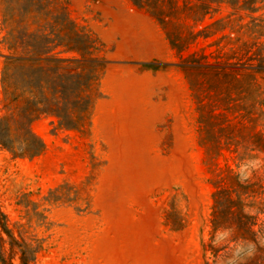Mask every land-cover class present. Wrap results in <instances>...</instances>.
Instances as JSON below:
<instances>
[{"label":"rangeland","instance_id":"374dc122","mask_svg":"<svg viewBox=\"0 0 264 264\" xmlns=\"http://www.w3.org/2000/svg\"><path fill=\"white\" fill-rule=\"evenodd\" d=\"M58 1L103 42L108 64L84 132L42 116L32 124L44 144L38 156L13 157L0 147V210L14 236L37 246V264H234L242 248L215 258L207 246L225 244L220 231L210 241L212 193L228 170L241 180L264 176V152L255 149L256 133L264 136V80L247 92L233 81L226 103L219 94L224 85L201 84L204 103L223 113L214 122L230 125L211 130L223 148L218 156L208 153L195 76L177 65L180 57L156 20L130 0ZM7 3L20 1L0 0V40L9 30ZM215 7L196 29L233 12L226 3ZM185 15L182 20L194 25ZM238 16L241 22L264 16V7L230 18ZM228 32L199 38L183 55L202 47L216 54L224 40L208 43ZM0 52H7L2 44ZM2 63L0 55V71ZM226 104L230 109L223 110ZM227 136L233 139L226 147ZM171 205L184 220L179 230L166 223Z\"/></svg>","mask_w":264,"mask_h":264},{"label":"trees","instance_id":"16d2710c","mask_svg":"<svg viewBox=\"0 0 264 264\" xmlns=\"http://www.w3.org/2000/svg\"><path fill=\"white\" fill-rule=\"evenodd\" d=\"M17 1L20 3L16 6L7 3L3 12V24L9 26V30L0 40L7 50L0 52L3 56L0 147L13 157L33 158L44 149L42 140L32 130L33 122L40 117L53 118L57 126L65 130L84 132L91 126L108 59L103 42L89 27L70 16L66 3L58 0ZM130 1L156 20L171 48L180 57L177 65L194 74L191 85L201 110L200 122L204 130L201 141L208 153L218 156L223 148L219 146L221 138L214 140L210 132L215 125L221 130L230 125L222 126L224 120L214 122L223 113H214V108L204 103L207 96L200 86L204 81L224 85V91L219 94H223L221 98L226 103L233 81L238 80L243 92H247L258 84V78L264 80V40H261L264 16H251L246 22H241V16L230 18L241 10L256 12L264 7V0H182L181 4L179 0ZM257 2L262 5L254 6ZM221 3L228 4L233 12L196 29L195 24L206 14L215 12V6ZM184 13L186 18L192 17L194 25L182 20ZM198 14L202 18H194ZM226 28L228 33L208 43L210 46L224 40L216 54L202 47L186 57L183 55V51L199 38H210ZM222 109L230 107L226 104ZM232 139L225 137L224 146ZM255 141V149L264 152L261 131L256 133ZM244 155H239V159L242 160ZM214 187L210 241L220 231L225 233V244L220 248L208 244L213 256L227 258L230 251L240 247L243 251L238 259L241 260H235L234 264H264V218L261 219L264 216V176L241 180L228 170L214 182ZM165 217L174 230L184 226L183 217L172 205ZM220 251L225 253L219 256ZM37 252V246L14 236L7 216L0 210V264H14L15 258L18 264H37Z\"/></svg>","mask_w":264,"mask_h":264},{"label":"crops","instance_id":"0c3cea01","mask_svg":"<svg viewBox=\"0 0 264 264\" xmlns=\"http://www.w3.org/2000/svg\"><path fill=\"white\" fill-rule=\"evenodd\" d=\"M143 13H144L145 16L147 17L148 14H147V12H146L144 9H143Z\"/></svg>","mask_w":264,"mask_h":264}]
</instances>
